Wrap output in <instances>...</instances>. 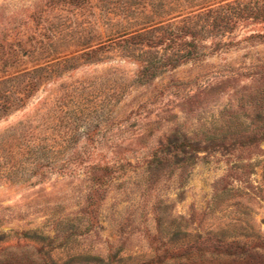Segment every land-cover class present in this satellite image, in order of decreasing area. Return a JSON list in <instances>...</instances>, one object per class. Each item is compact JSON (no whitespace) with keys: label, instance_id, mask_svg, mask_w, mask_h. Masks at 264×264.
Returning a JSON list of instances; mask_svg holds the SVG:
<instances>
[{"label":"rangeland","instance_id":"374dc122","mask_svg":"<svg viewBox=\"0 0 264 264\" xmlns=\"http://www.w3.org/2000/svg\"><path fill=\"white\" fill-rule=\"evenodd\" d=\"M263 7L0 0V264H264Z\"/></svg>","mask_w":264,"mask_h":264},{"label":"trees","instance_id":"16d2710c","mask_svg":"<svg viewBox=\"0 0 264 264\" xmlns=\"http://www.w3.org/2000/svg\"><path fill=\"white\" fill-rule=\"evenodd\" d=\"M263 11H264V9H263ZM138 37H139L138 35H135V36H130L127 39L121 40L123 42L122 47H128L129 45L130 46H134L135 45V42L133 40L139 39ZM177 57L178 58H181L182 55L177 56ZM171 58L173 59V57H171ZM156 66H157L156 63H154V62L145 63L144 66L141 67L140 72H142V75H143V72L145 73L149 69L150 70H155L156 69ZM32 73L21 74L20 76L21 77H24L25 75H28L29 76ZM152 74L153 73H151V75ZM0 82H2V81H0ZM28 84L29 83L26 80L25 83L21 87L18 88V91H20V92L17 91L18 93H16V94H13V91H10L8 88H7L8 89L7 91H3V92L0 91L1 92L0 93V96H3L2 98L5 100L2 104L0 103V112H2V113H8L10 111L17 110V109L21 108L22 105H23V103H22V97H20L19 94L21 95V92L22 91H25L27 89V87H29Z\"/></svg>","mask_w":264,"mask_h":264}]
</instances>
